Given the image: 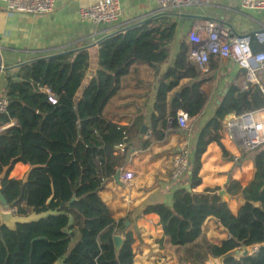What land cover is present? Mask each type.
Returning <instances> with one entry per match:
<instances>
[{"label":"trees","instance_id":"obj_1","mask_svg":"<svg viewBox=\"0 0 264 264\" xmlns=\"http://www.w3.org/2000/svg\"><path fill=\"white\" fill-rule=\"evenodd\" d=\"M176 27L168 13L107 37L100 44L97 71L85 87L87 50L41 59L7 75L1 95L8 106L0 114V192L18 216L55 214L19 224L15 230L1 227L0 264H134L137 232L131 229V214L116 221L100 196L126 161L127 148L120 152L116 147L129 143L131 136L104 111L135 66L156 69L168 60ZM189 47V42L182 43L157 91L155 114L150 117L155 140L164 138L169 124L179 126L180 111L193 120L206 106L208 95L201 86L209 78L190 62ZM252 49L254 53L262 49L255 39ZM214 62L218 63L211 58V69ZM259 80L264 87V76ZM260 85L222 88L214 117L195 139L188 166L190 190L180 187L171 206L148 205L141 214L158 216L161 246L175 254L176 264H264V145L247 152L252 154L253 176L245 186L230 175L226 189L240 204L237 214L219 188L194 192L201 185L202 156L211 143L221 147L224 159L234 160L222 143L224 121L231 114L264 109ZM43 88L51 90L56 104ZM17 164L30 166L23 179L11 176ZM210 221L226 237L207 234ZM115 236L123 237L119 251ZM243 247L258 249L245 257L231 255Z\"/></svg>","mask_w":264,"mask_h":264},{"label":"crops","instance_id":"obj_2","mask_svg":"<svg viewBox=\"0 0 264 264\" xmlns=\"http://www.w3.org/2000/svg\"><path fill=\"white\" fill-rule=\"evenodd\" d=\"M98 1L100 0H56L55 10L51 14L37 16L9 14L6 7L0 3V55L3 66L8 68L32 59L93 45L111 33L153 16L156 11L153 0H120V16L116 22L105 25L82 21L79 16L80 10ZM181 14L194 18H185L180 22L179 17L172 15L177 27L174 39L169 45L168 60L156 69L145 65L135 66L131 74L124 78L119 92L110 100L104 111L106 117L126 126L131 136L129 143H125L128 153L122 169L133 173L134 179L130 184L121 181V185L114 179L108 181L100 196L113 210L116 221L131 214L133 219L131 229L137 232L136 244L133 248L134 264L177 263L175 254L169 248L164 249L161 246L163 230L159 225L158 216L141 214L148 205L164 203L171 206L173 194L178 188H190L188 171L180 180L173 178L175 156L185 146L192 154L190 140L214 117L216 112L214 103L218 105L219 96L224 95L225 92L222 91V87L216 90L218 79L204 82L201 91L208 95V100L201 114L191 119L190 131L184 132L179 126L172 128L169 124L164 138L154 139L150 117L155 114L157 91L176 62L182 43L189 42L188 32L195 22L203 19L223 21L237 34H253L264 28V9L244 11L238 3L228 0H206L195 3L184 8ZM99 48L100 45L85 49L90 55V66L84 87L97 71ZM212 59L217 60L218 63L214 62L213 69L208 64L206 73L214 74L217 78L221 76L224 84L233 81L237 85L242 83L246 86L245 75H241L243 70L239 69L233 60L213 57ZM14 70L16 68L11 73ZM188 82V80L182 81V83ZM6 85L7 74L0 70V99ZM221 138L229 156L234 160L224 159L221 147L216 142L211 143L202 156L201 185L194 189V192L216 188L227 192V185L232 179L240 181L243 186L251 180L253 162L242 160L239 166H235L244 151L228 138L224 130L221 132ZM29 170V165L17 164L11 176L23 179ZM223 199L233 213L237 214L239 202L228 194ZM209 223L211 224L212 221ZM211 225L207 234L214 233L222 238L226 237V234H221L217 230V226ZM77 238L78 236L75 237L76 242Z\"/></svg>","mask_w":264,"mask_h":264},{"label":"built area","instance_id":"obj_3","mask_svg":"<svg viewBox=\"0 0 264 264\" xmlns=\"http://www.w3.org/2000/svg\"><path fill=\"white\" fill-rule=\"evenodd\" d=\"M206 0H153L159 13H179L184 8ZM238 3L244 11L264 9L263 0H228ZM9 14H28L32 16L51 14L55 10L56 0H0ZM154 14V15H155ZM80 19L93 24L109 25L116 22L120 16V0H100L97 3L80 10ZM255 39L262 49L254 53L252 41ZM190 48L188 58L196 68L206 73L210 59L233 60L237 67L245 71L246 88L249 85H260L259 75H264V28L253 34H237L230 26L220 20H198L188 32ZM0 66L3 67L0 55ZM264 93V87L261 86ZM52 104H56V97L48 88L42 89ZM8 102L0 99V114L6 111ZM188 114L178 113V125L184 132L190 131ZM11 125V124H10ZM224 132L230 140L237 144L244 152H251L264 145V109L245 112L240 115L231 114L224 121ZM187 145V144H186ZM125 144L116 147L123 152ZM192 154L188 147H183L174 159V180H180L188 171ZM121 181L130 184L134 174L125 172L122 168ZM0 209L4 207L0 204ZM11 210L14 214L15 211ZM249 254L257 252L258 247L247 248Z\"/></svg>","mask_w":264,"mask_h":264},{"label":"water","instance_id":"obj_4","mask_svg":"<svg viewBox=\"0 0 264 264\" xmlns=\"http://www.w3.org/2000/svg\"><path fill=\"white\" fill-rule=\"evenodd\" d=\"M164 14H166V13L155 14L153 16L148 17L147 19H145L143 21L134 23V24H132L130 26H127V27H125L123 29H129V28H133V27L148 23L151 20L156 19V18H158V17H160V16H162ZM171 14L174 15V16L179 17L180 18V22L184 21L185 18H187V19L188 18L189 19H193L194 18L193 16H187L185 14H179V13H171ZM123 29H120V30H118V31H116L114 33H111V34L107 35L106 37L102 38L101 40L95 42L93 45L85 46L84 48H80V49H76V50H70V51H67V52L58 53V54H54V55H50V56H46V57H42V58L32 59L30 61L23 62V63H20L18 65L12 66V67H8V68H5L4 66L3 67L0 66V70L4 71L7 75H10V73H11V71L13 69L21 67V66L29 64V63H33V62L41 60V59H47V58H51V57H55V56H59V55H63V54H68V53L77 52V51H80V50H85V49H88V48H91V47H94V46H99L104 39H106L109 36L114 35L115 33L119 32V31H122ZM176 95L178 96L179 93H176ZM120 179H121V173L117 172L116 175L114 176V181L117 184L121 185V180ZM188 189L190 190V188H188ZM219 195L222 198H224V197L227 196V192L225 190H221V191H219ZM0 204L4 207V210H0V228L5 226L9 230H15L17 225H19V224H30V223H33V222H38L41 219H44V218H46V217H48L50 215L55 214L54 212H50L49 211V212H44V213H40V214L31 213L28 216H18L16 214H14L11 210H9L10 209L9 205H8L6 199L4 198V196H3V194L1 192H0ZM72 224H73V218H70L69 226H71ZM64 232H67V229H65ZM114 243H115L117 251H119L121 249V247H122V244H123L122 237L115 236L114 237ZM231 255H233V256H239L240 255V256H244L245 257V256L249 255V251H248V249L246 247H243L239 251L232 252ZM213 264H218V263L214 262Z\"/></svg>","mask_w":264,"mask_h":264},{"label":"rangeland","instance_id":"obj_5","mask_svg":"<svg viewBox=\"0 0 264 264\" xmlns=\"http://www.w3.org/2000/svg\"><path fill=\"white\" fill-rule=\"evenodd\" d=\"M205 76V78H209L208 79V82H213L214 80H217L218 79V85H217V88H216V90H218L219 89V87L221 88H227V86L228 85H230V84H235V85H237L236 83H234L233 81H231V82H227V83H223L222 82V78H221V76L219 77V78H217L214 74H212V75H214V77L213 78H211V74L210 73H206V74H204ZM262 76H264V75H259V78L260 77H262ZM243 78H244V76H243ZM244 80V79H243ZM207 82V81H206ZM240 89H242V90H244L246 87L245 86H243V84L242 83H240V84H238L237 85ZM248 87V86H247ZM225 90V89H224ZM222 94V93H221ZM214 105L216 106V102L214 103ZM196 136L197 135H194L193 136V138L190 140V148L191 149H193V147H194V143H195V139H196ZM251 157H252V154L251 153H244V156H243V160H249V161H252V159H251ZM75 242H76V239L74 238V240H73V242H72V245H74L75 244ZM214 262L213 261H210L208 264H213Z\"/></svg>","mask_w":264,"mask_h":264}]
</instances>
